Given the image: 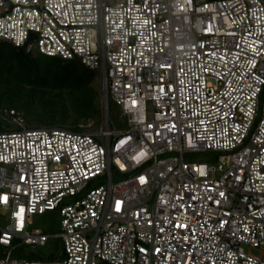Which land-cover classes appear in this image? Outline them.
Listing matches in <instances>:
<instances>
[{
	"label": "built area",
	"instance_id": "obj_1",
	"mask_svg": "<svg viewBox=\"0 0 264 264\" xmlns=\"http://www.w3.org/2000/svg\"><path fill=\"white\" fill-rule=\"evenodd\" d=\"M0 39L78 59L102 91L92 131L7 115L0 264H264V0H0ZM46 214L59 233L29 232ZM51 237L57 256L11 258Z\"/></svg>",
	"mask_w": 264,
	"mask_h": 264
},
{
	"label": "trees",
	"instance_id": "obj_2",
	"mask_svg": "<svg viewBox=\"0 0 264 264\" xmlns=\"http://www.w3.org/2000/svg\"><path fill=\"white\" fill-rule=\"evenodd\" d=\"M101 98L99 72L78 59L50 57L0 39V132L11 111L28 128L92 131L100 124Z\"/></svg>",
	"mask_w": 264,
	"mask_h": 264
},
{
	"label": "rangeland",
	"instance_id": "obj_3",
	"mask_svg": "<svg viewBox=\"0 0 264 264\" xmlns=\"http://www.w3.org/2000/svg\"><path fill=\"white\" fill-rule=\"evenodd\" d=\"M110 116L116 126L117 130L125 131L127 126V120L123 116L122 111L117 107L113 101L110 102ZM86 130H76V132H85ZM218 155H200L195 154L194 157L190 159L191 162L195 163H209L211 165H216L218 162ZM122 177L114 174V181H118ZM51 214H46L44 216H32L30 219L29 232L34 233L36 230H41L46 234L53 236L60 231V219L55 215L54 219L51 220ZM9 213L0 214V228H5L7 225V219ZM62 249V243L60 240L55 238H50L46 247H27L22 246L16 242L15 249L11 253V258H31L34 260H48L51 256L55 257ZM9 249H3L0 247V258H4ZM253 254H257L256 250L252 251ZM61 258V257H60Z\"/></svg>",
	"mask_w": 264,
	"mask_h": 264
},
{
	"label": "snow or ice",
	"instance_id": "obj_4",
	"mask_svg": "<svg viewBox=\"0 0 264 264\" xmlns=\"http://www.w3.org/2000/svg\"><path fill=\"white\" fill-rule=\"evenodd\" d=\"M23 211H24V209H23V208H21V209H20V212H21V213H23Z\"/></svg>",
	"mask_w": 264,
	"mask_h": 264
}]
</instances>
